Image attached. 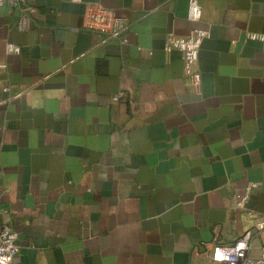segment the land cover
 Here are the masks:
<instances>
[{"label":"crops","instance_id":"obj_1","mask_svg":"<svg viewBox=\"0 0 264 264\" xmlns=\"http://www.w3.org/2000/svg\"><path fill=\"white\" fill-rule=\"evenodd\" d=\"M90 3L124 32L88 29ZM201 3L197 22L189 0L0 6V228L18 234L15 264H221L212 245L261 220L264 0ZM196 27L210 30L199 85L166 49ZM263 246L254 230L251 256Z\"/></svg>","mask_w":264,"mask_h":264},{"label":"built area","instance_id":"obj_2","mask_svg":"<svg viewBox=\"0 0 264 264\" xmlns=\"http://www.w3.org/2000/svg\"><path fill=\"white\" fill-rule=\"evenodd\" d=\"M21 0H0V6L10 4L17 6ZM83 2L84 0H74ZM87 20L85 26L93 31L106 34L108 36H120L126 29V23L117 17L111 10H108L97 3H90L86 14ZM203 17V6L201 0H189L188 18L192 21H200ZM28 17L23 14L18 22L20 28H25ZM210 35V30L204 27H196L187 36L177 35L173 32L168 33L166 41L167 50H180L183 53L184 71L189 75L195 85L201 82V74L196 70V64L199 59L200 49L206 37ZM253 37H258L254 34ZM10 53H18L20 46L9 44ZM3 65L0 63V69ZM126 92L121 90L114 94L113 99L123 98ZM252 184L248 186V191ZM248 192L239 200L238 204L242 206L248 199ZM254 230L261 232L264 230V215L257 222L254 228L246 230L238 235L230 244L215 243L210 248L212 259L221 264H264V246L262 247V256L253 258L251 256L252 238ZM18 234L14 228L5 223L0 228V264H15L16 256L19 252Z\"/></svg>","mask_w":264,"mask_h":264}]
</instances>
